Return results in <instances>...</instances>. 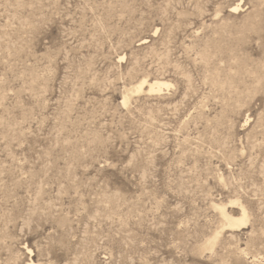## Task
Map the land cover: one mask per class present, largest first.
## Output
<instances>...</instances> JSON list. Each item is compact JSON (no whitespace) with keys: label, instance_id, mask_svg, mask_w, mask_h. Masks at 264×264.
<instances>
[{"label":"rangeland","instance_id":"1","mask_svg":"<svg viewBox=\"0 0 264 264\" xmlns=\"http://www.w3.org/2000/svg\"><path fill=\"white\" fill-rule=\"evenodd\" d=\"M31 261L264 264V0H0V264Z\"/></svg>","mask_w":264,"mask_h":264},{"label":"bare ground","instance_id":"2","mask_svg":"<svg viewBox=\"0 0 264 264\" xmlns=\"http://www.w3.org/2000/svg\"><path fill=\"white\" fill-rule=\"evenodd\" d=\"M236 6H235V9H236ZM145 82H146V80H144V79L141 80L138 83V85L134 88L135 89L134 91H141ZM146 83L148 84V86H147L148 87V90H147L148 92H157L158 93L163 87L167 88L168 86H171V83L166 81V80H152L151 82L148 81ZM125 101H126V98L124 97L123 102H125ZM29 264H36V263H33L31 261V262H29Z\"/></svg>","mask_w":264,"mask_h":264}]
</instances>
